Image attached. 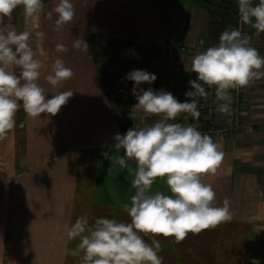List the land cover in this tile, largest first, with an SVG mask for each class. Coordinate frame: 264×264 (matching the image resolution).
I'll return each mask as SVG.
<instances>
[{"label": "crops", "instance_id": "crops-1", "mask_svg": "<svg viewBox=\"0 0 264 264\" xmlns=\"http://www.w3.org/2000/svg\"><path fill=\"white\" fill-rule=\"evenodd\" d=\"M226 1L70 0L74 19L59 31L53 11L58 0H42L45 8L36 24L25 18L22 5L4 18L17 31H31L34 45L39 42L34 51L44 65L38 83L46 98L53 91L73 95L55 116L42 113L33 119L21 106L16 127L0 140V264H80L78 256L69 254L79 239L66 236L77 218L86 217L89 226L101 217L130 220L123 206H130L135 194L129 169L136 170L137 164L126 159L122 168L115 163L124 150L113 148V137L162 117L131 119L137 101L133 82L123 78L133 69H145L157 79L141 88L164 89L184 102V93L191 90L188 81L197 74L191 72L193 56L182 48L204 51L218 44L222 31L236 28L237 15H230L238 5ZM244 27L264 56V33ZM78 38L89 44L88 51L72 47ZM58 43L69 51L57 53ZM57 58L75 76L54 90L45 77ZM205 89L209 95L199 103L210 100L215 127L232 131L227 138L210 135L225 156L216 174L202 179L213 186L216 206L225 197L230 200L233 218L198 235L189 233L180 243L157 237L159 255L163 264H264V77L243 88L239 106L230 90L232 115L217 111L223 101L216 99L214 87ZM185 115L175 121L191 123ZM150 191L171 195L166 177L156 178ZM145 240L151 243L152 237Z\"/></svg>", "mask_w": 264, "mask_h": 264}, {"label": "clouds", "instance_id": "clouds-1", "mask_svg": "<svg viewBox=\"0 0 264 264\" xmlns=\"http://www.w3.org/2000/svg\"><path fill=\"white\" fill-rule=\"evenodd\" d=\"M21 5L25 18L33 24L38 23L45 8L42 0H0V24L3 25L0 27V140L16 127V114L21 106L33 119L42 113L55 116L73 95L71 91H53L51 98H46L38 83L44 68L43 62L35 58L34 46L39 48V42L34 45L31 31H17L14 26L3 23ZM237 5L240 25H250L257 34L264 33V0L256 4L252 0H237ZM53 11L56 31L71 23L75 16L70 0H58ZM47 19H52V12L47 13ZM251 41L252 37L241 28H228L220 33L217 45L196 52L191 60V72L197 77L188 81L191 90L184 93L187 98L184 102L164 89L141 88V84L155 82L154 73L133 69L126 74L123 79L133 82L131 94L137 101L130 118L141 121L152 116L162 118L151 125L132 127L124 134L114 135L113 148L124 150V155L117 157L115 163L122 168L127 167L126 159L137 164L136 170L129 169L134 176L131 185L135 194L130 198V206H123L130 220L101 217L89 226L86 217L77 218L67 228L66 236L70 241L79 239L69 254L78 256L80 264H163L157 237H171L180 243L189 233L198 235L232 220L230 200L225 197L222 206H216L213 186L202 179L216 174L224 152L210 135L201 133L191 123L170 121L181 114H186L185 121L189 117L199 119L200 99L209 95L205 85L214 87L216 99L223 101L217 111L232 115L230 90L251 86L264 77V56ZM72 47L89 50V44L81 38ZM55 51L67 53L69 49L58 43ZM10 66L19 67V75L10 71ZM74 76V71L57 58L45 79L55 90ZM164 177L171 195L152 193L156 178ZM149 235L151 243L145 240Z\"/></svg>", "mask_w": 264, "mask_h": 264}, {"label": "built area", "instance_id": "built-area-1", "mask_svg": "<svg viewBox=\"0 0 264 264\" xmlns=\"http://www.w3.org/2000/svg\"><path fill=\"white\" fill-rule=\"evenodd\" d=\"M236 28H241V30L247 34L250 35L249 32L245 29L244 25L241 26L239 21L236 26ZM182 51H186L190 55L194 56L196 52L202 51L199 48H182ZM243 88L239 90H234V97L236 105L239 106V100L241 98ZM198 110L200 111V117L198 120H193L191 117L188 118V120L191 122V124L196 127L201 133L207 134V135H213L217 136L219 138H227V136L232 131L231 127H223V128H217L214 125L213 118H214V108L212 107V102L210 100L206 102L199 103ZM207 114L208 119L203 120L202 115ZM239 112L236 114L238 116ZM179 123H184L183 121H175ZM173 122V123H175Z\"/></svg>", "mask_w": 264, "mask_h": 264}, {"label": "rangeland", "instance_id": "rangeland-1", "mask_svg": "<svg viewBox=\"0 0 264 264\" xmlns=\"http://www.w3.org/2000/svg\"><path fill=\"white\" fill-rule=\"evenodd\" d=\"M252 2H253V4H256V3H258V0H252ZM231 17H236V15H237V19H236V21H235V26H237V24H238V21H239V15H238V9H237V6H234V8H232V10H231Z\"/></svg>", "mask_w": 264, "mask_h": 264}, {"label": "trees", "instance_id": "trees-1", "mask_svg": "<svg viewBox=\"0 0 264 264\" xmlns=\"http://www.w3.org/2000/svg\"><path fill=\"white\" fill-rule=\"evenodd\" d=\"M226 2H227V3H230V4L232 3V2H231V1H229V0H228V1H226ZM86 36L88 37V36H89V33H86ZM123 127H124V126H123ZM123 127H122V125H120V126H119V128H120V129H124Z\"/></svg>", "mask_w": 264, "mask_h": 264}, {"label": "water", "instance_id": "water-1", "mask_svg": "<svg viewBox=\"0 0 264 264\" xmlns=\"http://www.w3.org/2000/svg\"><path fill=\"white\" fill-rule=\"evenodd\" d=\"M229 1L234 2V3H237V0H229Z\"/></svg>", "mask_w": 264, "mask_h": 264}]
</instances>
